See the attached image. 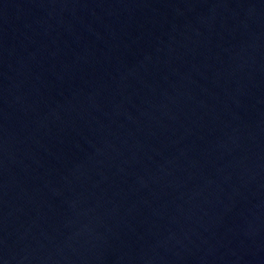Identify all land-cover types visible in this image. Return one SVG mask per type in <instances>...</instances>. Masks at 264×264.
<instances>
[{
    "label": "water",
    "instance_id": "95a60500",
    "mask_svg": "<svg viewBox=\"0 0 264 264\" xmlns=\"http://www.w3.org/2000/svg\"><path fill=\"white\" fill-rule=\"evenodd\" d=\"M0 264H264V0H0Z\"/></svg>",
    "mask_w": 264,
    "mask_h": 264
}]
</instances>
